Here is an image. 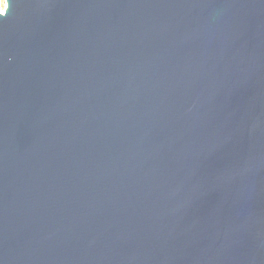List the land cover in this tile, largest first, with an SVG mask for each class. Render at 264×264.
<instances>
[{
  "label": "water",
  "instance_id": "obj_1",
  "mask_svg": "<svg viewBox=\"0 0 264 264\" xmlns=\"http://www.w3.org/2000/svg\"><path fill=\"white\" fill-rule=\"evenodd\" d=\"M0 264H264V0H6Z\"/></svg>",
  "mask_w": 264,
  "mask_h": 264
},
{
  "label": "built area",
  "instance_id": "obj_2",
  "mask_svg": "<svg viewBox=\"0 0 264 264\" xmlns=\"http://www.w3.org/2000/svg\"><path fill=\"white\" fill-rule=\"evenodd\" d=\"M6 8V0H0V13H4Z\"/></svg>",
  "mask_w": 264,
  "mask_h": 264
}]
</instances>
